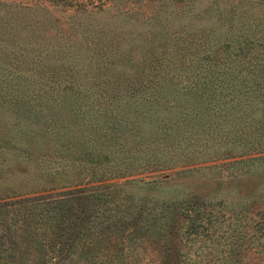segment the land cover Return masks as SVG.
Here are the masks:
<instances>
[{
  "label": "trees",
  "instance_id": "trees-1",
  "mask_svg": "<svg viewBox=\"0 0 264 264\" xmlns=\"http://www.w3.org/2000/svg\"><path fill=\"white\" fill-rule=\"evenodd\" d=\"M238 30L227 56L203 57L205 70L187 77V85L167 72L161 86H149L138 73L125 85L56 88L55 94L7 88L0 99L11 101L27 121L26 135L33 134L24 140L36 138L41 124L36 142L62 138L53 145L69 161L47 167L52 159L40 157L43 168L23 170L35 182L0 198L84 185L1 202L0 264H142L146 247L158 255L156 264H264V186L229 207L214 195L161 199L117 183L96 184L225 158L235 159L243 176L260 168L264 180V49L253 53L255 32L244 37L246 30ZM262 38L256 37L258 47ZM5 53L0 47V57ZM36 98L44 101L33 104Z\"/></svg>",
  "mask_w": 264,
  "mask_h": 264
},
{
  "label": "rangeland",
  "instance_id": "rangeland-1",
  "mask_svg": "<svg viewBox=\"0 0 264 264\" xmlns=\"http://www.w3.org/2000/svg\"><path fill=\"white\" fill-rule=\"evenodd\" d=\"M0 1L8 4L0 5V16H5L6 25L0 34V47L7 53L0 57V96L7 93V88L10 93L28 88L55 94L56 88L61 91L67 87L125 85L130 81L127 79L138 73L149 86L167 84V72L180 77L175 83L187 85V77L205 70L203 57L215 62L227 56L230 48L226 45L236 32H241L238 28L246 30L244 37L255 32L253 53L264 49L257 46L259 38L256 39L264 35V0ZM226 10L233 13L231 18L225 14ZM220 12H224V20L219 18ZM192 30H197L194 36ZM157 33L166 37L161 38ZM200 40L206 43L200 44ZM155 73L160 74L159 78H155ZM6 75L10 78L9 87ZM37 99L30 101L33 104L44 101ZM10 103L0 99L1 196L11 187L21 188L22 182L32 185L35 179H29V173L23 170L35 171L39 165L43 168L40 157L52 159L45 161L47 167L65 161L64 150L53 145L54 140L62 141V138L45 139V145L36 142L42 133L41 124L36 138L30 142L24 140L33 134L26 135L27 121L10 108ZM233 160L151 169L96 184L117 183L138 194L161 199L214 195L216 199L223 197L227 206L236 207L245 198L257 194L264 180L260 168L245 176L238 174L239 165L232 163ZM198 166L199 169L194 168ZM82 185L23 192L0 198V203L33 199L48 192L56 195ZM146 248L149 258L142 260V264L147 260L156 264L158 255Z\"/></svg>",
  "mask_w": 264,
  "mask_h": 264
}]
</instances>
